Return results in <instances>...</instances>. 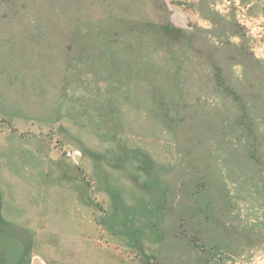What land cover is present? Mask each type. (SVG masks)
I'll list each match as a JSON object with an SVG mask.
<instances>
[{
	"label": "rangeland",
	"instance_id": "1",
	"mask_svg": "<svg viewBox=\"0 0 264 264\" xmlns=\"http://www.w3.org/2000/svg\"><path fill=\"white\" fill-rule=\"evenodd\" d=\"M190 4L0 0V264H264V0Z\"/></svg>",
	"mask_w": 264,
	"mask_h": 264
},
{
	"label": "crops",
	"instance_id": "2",
	"mask_svg": "<svg viewBox=\"0 0 264 264\" xmlns=\"http://www.w3.org/2000/svg\"><path fill=\"white\" fill-rule=\"evenodd\" d=\"M187 1V3H191V4H193V5H196L198 2H199V0H186ZM190 4V5H191ZM122 263V262H121Z\"/></svg>",
	"mask_w": 264,
	"mask_h": 264
},
{
	"label": "built area",
	"instance_id": "3",
	"mask_svg": "<svg viewBox=\"0 0 264 264\" xmlns=\"http://www.w3.org/2000/svg\"><path fill=\"white\" fill-rule=\"evenodd\" d=\"M245 20V14H244V12L242 11V20H241V23L242 24H244V25H246V21H244Z\"/></svg>",
	"mask_w": 264,
	"mask_h": 264
},
{
	"label": "water",
	"instance_id": "4",
	"mask_svg": "<svg viewBox=\"0 0 264 264\" xmlns=\"http://www.w3.org/2000/svg\"><path fill=\"white\" fill-rule=\"evenodd\" d=\"M75 159H78V156H76Z\"/></svg>",
	"mask_w": 264,
	"mask_h": 264
}]
</instances>
